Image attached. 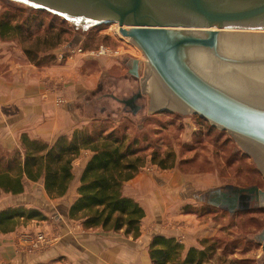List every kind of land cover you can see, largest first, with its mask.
I'll return each instance as SVG.
<instances>
[{
	"label": "rangeland",
	"instance_id": "obj_1",
	"mask_svg": "<svg viewBox=\"0 0 264 264\" xmlns=\"http://www.w3.org/2000/svg\"><path fill=\"white\" fill-rule=\"evenodd\" d=\"M0 20H13L25 26L21 34L6 42L14 44L13 47L21 50L27 60L43 73L45 84L54 86L56 105L78 101L83 122H77L75 132L85 130L90 133L96 127H104L108 132L125 136L128 145L143 150L147 156L148 165L144 169L149 171L156 167V172L184 179L206 192L219 187L247 188L255 185L264 192L263 175L254 167L245 150L232 143L230 132L207 124L193 113L148 114L143 97V108L137 114L125 112L123 107L112 101L109 102L111 115H102L98 104V109L91 107L96 99L89 98L91 93L84 95L95 91L93 89L101 83L104 91L100 96L114 94L123 99L138 93L139 79H144L146 56L116 33L117 28L120 30L117 22L90 25L81 31L73 27L74 22L64 21L60 15L27 7L14 0H0ZM47 38L49 40L44 41ZM55 42L56 47L46 52L45 48L54 46ZM55 67L56 75L52 76ZM129 74H137V81L127 79ZM69 86L74 89L66 95ZM102 106H106L105 102ZM70 124L73 126L74 122ZM17 152L20 150L11 155L4 154L0 149V159H11ZM152 161H162L165 169L153 165ZM1 198L0 212L17 208H8L10 201ZM199 209L200 216L205 210L214 213L199 219L205 222L212 220L217 230L215 237L206 244L205 249L212 246L214 249L207 251L204 264H262V241L253 240V237L264 232V207L253 206L235 214L212 205Z\"/></svg>",
	"mask_w": 264,
	"mask_h": 264
},
{
	"label": "water",
	"instance_id": "obj_2",
	"mask_svg": "<svg viewBox=\"0 0 264 264\" xmlns=\"http://www.w3.org/2000/svg\"><path fill=\"white\" fill-rule=\"evenodd\" d=\"M14 1L60 15L81 31L117 22L146 56L140 92L122 102L144 96L148 114L193 113L230 132L264 178V0ZM233 193L228 200L225 192L210 191L208 203L222 208L227 199L233 214L241 194H256L264 207L257 187ZM253 240L264 250V232Z\"/></svg>",
	"mask_w": 264,
	"mask_h": 264
},
{
	"label": "crops",
	"instance_id": "obj_3",
	"mask_svg": "<svg viewBox=\"0 0 264 264\" xmlns=\"http://www.w3.org/2000/svg\"><path fill=\"white\" fill-rule=\"evenodd\" d=\"M13 45L0 39V149L4 154L17 149L22 152L19 142L24 135L49 146L63 137L71 140L78 129L77 122H83L78 101L57 106L54 86L45 84L43 73ZM100 85L96 89L92 87L95 91L84 96L91 93V100L102 99L101 93L93 96L99 92ZM69 88L66 95L74 89ZM90 153L83 151L74 162V181L64 197L50 198L43 180L32 182L26 178L22 194L1 193V199L10 201L8 208L36 210L44 219L0 234V264H153L150 246L155 237L181 244L183 261L190 250H205L208 240L215 237L217 230L212 220L199 219L214 215L211 210L199 215V207L207 206L201 198L206 190L197 189L184 179L158 173L156 167L150 172L142 169L123 188L124 196L137 203L145 213L138 238L123 232L84 229L83 221L70 218V210L79 198L80 179L92 158ZM39 233L54 238L55 243L47 249L29 253L24 238Z\"/></svg>",
	"mask_w": 264,
	"mask_h": 264
},
{
	"label": "trees",
	"instance_id": "obj_4",
	"mask_svg": "<svg viewBox=\"0 0 264 264\" xmlns=\"http://www.w3.org/2000/svg\"><path fill=\"white\" fill-rule=\"evenodd\" d=\"M23 27L13 20H0V39L7 41L16 37ZM53 44L45 48L46 52L56 47V42ZM131 146L125 136L108 132L104 127H96L90 133L77 131L71 140L63 137L53 146L24 135L21 137L22 152L12 155L11 159H0V194H22L26 178L32 182L43 180L50 198L64 197L74 181V162L83 151H90L93 156L83 170L79 198L70 210V218L83 221L86 230L123 232L126 236L138 238L145 213L137 203L124 196L123 188L148 162L143 150ZM161 162L152 161V164L165 169ZM43 219L40 212L24 207L0 212V234ZM213 249V246L203 251L192 249L182 261L184 249L181 244L155 237L150 246V257L153 264H204L207 251Z\"/></svg>",
	"mask_w": 264,
	"mask_h": 264
},
{
	"label": "flooded vegetation",
	"instance_id": "obj_5",
	"mask_svg": "<svg viewBox=\"0 0 264 264\" xmlns=\"http://www.w3.org/2000/svg\"><path fill=\"white\" fill-rule=\"evenodd\" d=\"M126 78L127 79H131L133 81H137V78L135 76H133V75H130V74ZM98 91L99 92H95V94H93V96H97L98 93L103 94V91H104V84L103 83H101L100 88H99ZM136 95H137V93H133L132 95L128 96L127 98L121 99V98H118L117 96H115L114 94H104L103 95L104 97L102 99H98V100L94 101V103H93V105H91V107L92 106H96L98 104L100 106V108L98 106H96L95 109H98L99 108L100 109V113L102 115L103 114L111 115V114H109V112L111 111L110 110V107L111 106H110L109 102L112 101V102H114L116 104H119L120 107H123V109H124L125 112H130L132 114H134V111L137 110V108H140V110H138V113H139L142 110V108H143V105L141 104V99H142L141 97L138 98V99H136L135 102H134V104H132V103L125 104L124 102H122V101H126V102L127 101H131ZM103 102H105L106 106L105 107L102 106V108H101V104ZM91 107H89L90 109L89 108L88 109L92 112V108ZM119 114H122V112L119 111ZM251 187H257L260 190V188L257 185L251 186ZM251 187H247V188H251ZM234 189H244V188H242V187H233V188L225 187V188H220L219 187V190H221L222 192H225V194H227L226 198L228 200L230 198H232V197L235 196L234 193H233ZM207 193L206 194H201V198H202L203 201H207L205 203L208 206L209 203H208V199H207ZM240 197L241 198L239 199V202L237 203V207L234 210V213L233 214L242 212L246 208H247L246 210H249V209H252L253 206H255V207L260 206L259 205L260 202L257 200L256 194H241ZM227 199H225L226 201H224L227 205H222V208L224 210H227L228 213H230L229 212L230 205H228V203H227L228 200ZM261 247L263 248V244L261 245ZM262 264H264V250H263V256H262Z\"/></svg>",
	"mask_w": 264,
	"mask_h": 264
},
{
	"label": "built area",
	"instance_id": "obj_6",
	"mask_svg": "<svg viewBox=\"0 0 264 264\" xmlns=\"http://www.w3.org/2000/svg\"><path fill=\"white\" fill-rule=\"evenodd\" d=\"M24 241L27 242V246H25V248L29 253L47 249L55 243L54 238H51L44 233L27 235L25 236Z\"/></svg>",
	"mask_w": 264,
	"mask_h": 264
},
{
	"label": "bare ground",
	"instance_id": "obj_7",
	"mask_svg": "<svg viewBox=\"0 0 264 264\" xmlns=\"http://www.w3.org/2000/svg\"><path fill=\"white\" fill-rule=\"evenodd\" d=\"M116 27H118L117 24H116ZM113 33H114V32H113ZM116 33H118L119 36H120L121 38H124V37L121 35L120 30H118V28H117V30H116Z\"/></svg>",
	"mask_w": 264,
	"mask_h": 264
}]
</instances>
